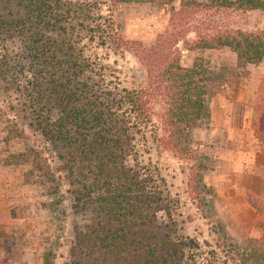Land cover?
Returning a JSON list of instances; mask_svg holds the SVG:
<instances>
[{
    "label": "trees",
    "instance_id": "trees-1",
    "mask_svg": "<svg viewBox=\"0 0 264 264\" xmlns=\"http://www.w3.org/2000/svg\"><path fill=\"white\" fill-rule=\"evenodd\" d=\"M131 3L169 9V29L149 47L125 40L109 8L108 15L103 13L107 4L116 9ZM173 4L174 0H0V82L6 92L19 94L27 127L55 157L30 145L25 130L9 120L5 142H22L24 149L9 154L3 165H24L26 178L44 187L56 206L66 201V194L73 214L88 216L83 229L72 225L74 237L64 264H227L215 249L204 250L182 233L176 215L179 202L145 158L150 134L156 137V100L165 107L159 117L163 135L156 139L158 148L193 162L187 189L204 219L215 222L218 249L236 264H264V245L252 239L235 243L228 237L211 201L208 168L194 149L200 144L197 130L210 118L209 99L228 90L233 94L236 78L227 68L208 69L202 58L183 67L177 47L191 32L189 22L197 14L216 9L264 15V0H181L177 10ZM215 32L198 34L193 49L230 50L243 77L248 67L264 59V29L252 33L225 27ZM95 50L131 52L145 70L146 88L128 90L106 79ZM252 108L255 136L264 153V87L258 89ZM258 187L259 194L250 193L246 202L256 222L264 223V174ZM43 264L55 262L45 256Z\"/></svg>",
    "mask_w": 264,
    "mask_h": 264
},
{
    "label": "rangeland",
    "instance_id": "rangeland-1",
    "mask_svg": "<svg viewBox=\"0 0 264 264\" xmlns=\"http://www.w3.org/2000/svg\"><path fill=\"white\" fill-rule=\"evenodd\" d=\"M180 1L174 0V9H179ZM108 8L110 18L122 37L125 40L140 42L145 47L151 46L169 29L168 8L159 7L156 4L131 3L111 9L107 4L103 9L105 15L109 14ZM225 27L255 33L264 29V15L258 12L242 13L216 9L197 14L189 22L191 32L180 39L177 45L180 51V62L183 67L190 68L196 58H202L207 68L212 71L222 67L227 68L231 76L236 78L238 86L247 77H243L242 71L235 69L234 53L228 49H193L198 34L212 35ZM94 54L98 57L97 63L103 68L102 72L105 73L106 79L113 84H119L121 88L128 90L146 88L145 70L131 52L113 55L103 50H95ZM229 93L228 90L226 93L210 98L209 109L214 110V103L217 104L225 99L230 100L234 93ZM18 103H22L19 94L12 89L6 92L5 85L0 82V108L4 111L0 114V264H43L45 256L51 257L55 264H64L68 261L69 247L74 237L72 225L76 223L79 226L77 230L83 229L82 226L88 216L74 215L69 208L66 194H63V199L66 201L56 206V199L53 196H47L44 187L33 178H26L24 165L8 167L3 165V160L9 154L24 149L22 142L13 140L9 143L5 142L6 125L9 120L16 122L18 127L25 130L30 145L41 147L49 158L55 159L54 150L43 142L37 132L27 127L29 120L20 113L22 107ZM10 106L13 107L12 110ZM152 107L154 113L152 123L156 129V137L150 134L147 145L150 153L145 158L150 161L151 167L159 170L167 183L171 197L179 202L176 215L182 226V233L197 240L204 250L215 249L220 259L226 260L227 264H236L218 249L217 237L212 231L214 228L217 229L215 222L210 223L209 220L204 219L191 200L187 183L193 162L174 158L169 152L158 148L156 139L163 135L159 117L165 107L158 100L153 102ZM208 132L207 121L197 130L196 141L200 144L194 149L208 168L206 179L212 190L211 201L218 218L233 242L241 244L247 239H252L257 245H264V223L256 222V216L253 220L252 215L246 210L247 208L253 212L247 206L246 197L250 193L259 194V187H257L259 183H256L253 190L248 192L238 193L234 190L231 182H239L240 178L225 174V168H218L213 163ZM52 164L58 165L55 161ZM65 187L62 183L63 193H65ZM50 252L53 255H49Z\"/></svg>",
    "mask_w": 264,
    "mask_h": 264
},
{
    "label": "crops",
    "instance_id": "crops-1",
    "mask_svg": "<svg viewBox=\"0 0 264 264\" xmlns=\"http://www.w3.org/2000/svg\"><path fill=\"white\" fill-rule=\"evenodd\" d=\"M247 72V79L238 84L230 100L214 103L208 120L211 159L216 167L225 168V174L240 178L239 182H231L238 193L250 191L264 174V153L255 136L256 115L252 108L258 89L264 87V59L248 67ZM246 210L254 220L255 214Z\"/></svg>",
    "mask_w": 264,
    "mask_h": 264
}]
</instances>
